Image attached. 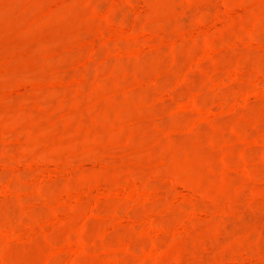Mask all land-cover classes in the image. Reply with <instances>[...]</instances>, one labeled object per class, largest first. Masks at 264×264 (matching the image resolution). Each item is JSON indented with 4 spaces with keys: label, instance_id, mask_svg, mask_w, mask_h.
Segmentation results:
<instances>
[{
    "label": "rangeland",
    "instance_id": "374dc122",
    "mask_svg": "<svg viewBox=\"0 0 264 264\" xmlns=\"http://www.w3.org/2000/svg\"><path fill=\"white\" fill-rule=\"evenodd\" d=\"M0 264H264V0H0Z\"/></svg>",
    "mask_w": 264,
    "mask_h": 264
}]
</instances>
